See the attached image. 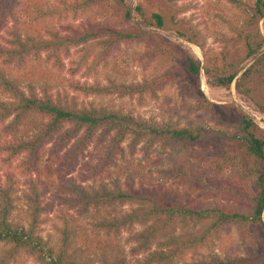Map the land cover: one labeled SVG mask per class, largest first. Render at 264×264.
Wrapping results in <instances>:
<instances>
[{
  "label": "trees",
  "instance_id": "16d2710c",
  "mask_svg": "<svg viewBox=\"0 0 264 264\" xmlns=\"http://www.w3.org/2000/svg\"><path fill=\"white\" fill-rule=\"evenodd\" d=\"M125 1L56 0L58 8L31 11L26 0H0V28L15 22L7 45L0 43V264H131L128 257L135 264H264L249 232L252 225L264 230V130L251 118L242 115L221 127L180 126L92 102L80 105L74 96L115 95L142 103L156 101L157 91L176 84L182 93L201 100L189 82L202 71L215 86L234 83L245 94L256 84L264 104V41L257 27L264 0H216L228 7L215 15L217 30L228 36L220 38L224 49L241 44V61L253 60L239 77L226 50L217 56L206 50L202 34L217 33L208 24V12L197 24L183 16L194 8L188 0H161L166 16L136 5L143 26L171 28L201 50L203 62L185 57V81L157 69L149 80L119 83L116 51L121 46L145 47L131 57L132 64L158 55L162 66L172 63L168 72L177 69L173 53L150 47ZM26 14L30 22L22 18ZM76 19L81 21L77 25L72 23ZM72 49L81 52L79 61L71 62L72 76L84 68H100L117 77L108 76L105 86L72 81L67 92L58 89L63 83L55 82L53 71L64 69ZM199 103L197 111L210 106ZM90 146L100 150L98 158L82 163ZM154 146L192 149L188 165L155 173L198 185L203 201L179 205L164 196L161 185L136 181L120 166L126 162V149L130 157L141 151L148 160ZM14 171L25 178L24 189ZM57 205L64 209L59 210L56 238L49 239L42 226ZM123 206L129 211L119 210ZM74 215L92 220L80 223ZM135 225L141 228L132 232ZM232 228L243 255L224 240ZM123 232L128 233L127 252L120 240ZM191 251L198 255L188 262Z\"/></svg>",
  "mask_w": 264,
  "mask_h": 264
},
{
  "label": "rangeland",
  "instance_id": "374dc122",
  "mask_svg": "<svg viewBox=\"0 0 264 264\" xmlns=\"http://www.w3.org/2000/svg\"><path fill=\"white\" fill-rule=\"evenodd\" d=\"M21 1V0H19ZM56 0H26V3L33 5L31 11L39 9H46L48 7H56ZM194 7L189 12L184 14L186 18L193 19L194 23H201L203 19L207 18L204 16L207 12L209 13L208 24L215 30H217L218 20L216 16L220 13L221 10L228 11V7H225L223 4L217 2L216 0H188ZM125 4L130 8L133 18L140 24L141 30L143 33H147V39L150 43V47L157 53L163 51H170L175 57V65L177 67L176 71L168 72L172 63L168 62L165 66L163 65V60L158 57V55L151 56L150 61H144L139 64H132L131 57L135 54L143 51L145 47L138 45H129L121 46L119 50L116 51L118 56V65L121 71V80L120 82L130 83V82H142L144 80H149L152 76L155 75L157 69H161V72L166 73L165 77H172L173 75L183 78L181 80L185 81L187 79L185 73V63L184 59L186 56H190L194 61L202 65L203 57L202 52L196 46L187 43L185 40L178 37L176 32L171 28L167 30H156L153 28H148L141 24V19L134 12L136 5H140L148 13L158 12L166 16V9L161 0H126ZM22 5V3H21ZM29 15H32V12L27 11ZM28 14L23 16V19L29 18ZM71 18H67V22H71ZM30 22V18L28 19ZM80 19L72 21L74 24H79ZM15 22L9 21L8 24L0 28V43L7 45V41L10 39V27ZM59 28V26H55ZM259 34L264 41V17L257 24ZM205 47L209 55L217 56L219 51L226 50L228 52L227 62L235 65L233 70L240 74L246 70L252 63V59H245L241 61L244 52L241 44L227 45L224 49V44L220 38H227L225 31L220 33L217 30V33H211V35L202 34ZM264 50V43L263 48ZM72 57L70 60L63 61L64 69L61 72L54 70L53 73L56 77L58 83L62 81L63 84L58 85V89H63L67 92L68 83L75 81L78 83L86 84H98L100 86H105L108 84L107 77H117L114 75L112 70L106 71L98 69L95 72H87L84 69H81V72L72 76L71 66L72 61H79L81 57V52L79 50H71ZM45 54H43L44 56ZM3 60L1 57L0 62ZM50 65V64H49ZM48 65V68L50 66ZM179 70V72H177ZM158 72V73H161ZM191 85L190 89H194L195 96L198 95L201 100L193 98L189 94L182 93L179 87L174 84H167L163 87L161 91H157L159 98L156 101H150L145 99L142 103L133 99H120L115 95L98 97L90 96L87 97L85 93L78 92L74 94L77 103L80 105L87 103H94L95 105H106L114 108L123 109L125 111H130L136 115H140L144 118H153L157 121H167L171 120L173 122L179 123L180 126L187 125L189 122L199 124L202 126L210 127H221V124L235 123L238 122L242 115H246L251 118L260 129L264 130V104L260 97V87L256 84L250 86L251 92L245 94L233 83L229 87H217L213 84L212 79L206 77L201 71L199 77L193 78L189 82ZM60 92L61 94L63 93ZM193 91V90H192ZM199 101L205 104H209L208 109H203L200 111L198 107L200 106ZM139 148V147H138ZM100 150L95 149L93 146H90L85 153V157L81 162L92 161L95 158H98ZM192 152V149H189V152ZM186 149L181 147L162 149L158 146H154L149 154L148 160H145L144 153L141 151H136L133 157H130L128 150L126 149V162L120 163L122 169L129 173L130 176L134 177L136 181H149L150 184L161 185L163 188V194L167 199L173 201L179 205H185L188 203H195L203 201L205 198L202 194V189L196 184H184L177 183L176 180H166V177H160L155 173L156 169H167L170 167H180L188 165L189 161L188 153ZM191 160V159H190ZM132 163V164H131ZM16 164V163H15ZM15 166V165H13ZM3 167V166H2ZM5 169V168H4ZM211 172V170L209 169ZM17 178L20 179V183L25 181L24 177L19 175L18 171H14ZM125 175V173H124ZM211 178V176H210ZM24 189V184L21 186ZM49 200V199H48ZM223 203V202H221ZM219 205V203H216ZM59 206L54 207V211H51L45 217V223L42 226L43 235L49 239L56 238V227L59 224L58 216L61 212L59 210L64 209L63 207L58 208ZM119 210L122 212L129 211V206L120 207ZM73 211L71 214L73 215ZM76 220L80 223L86 224L90 222L92 218L90 216L77 217ZM263 222H264V212H263ZM140 225H135L132 227V232L140 230ZM182 229H177L176 233L180 234ZM249 232L253 236L256 244L254 249L256 253L261 257V260L264 262V230L259 225H252L249 228ZM225 234V239L228 245L233 250L239 251L240 255H243L244 250L242 249L243 244L238 239L237 231L232 228L231 231L228 230ZM128 238V233L123 232L120 236L121 244H125L124 250L127 252L130 247L126 245V240ZM204 254V252H200ZM197 253L191 251L187 253L185 260L188 262L193 261L197 257ZM131 264H135V259L131 260L128 257ZM28 264H32L28 262Z\"/></svg>",
  "mask_w": 264,
  "mask_h": 264
}]
</instances>
